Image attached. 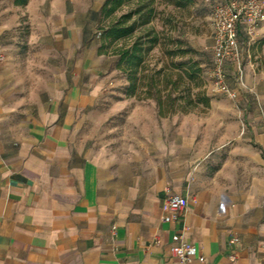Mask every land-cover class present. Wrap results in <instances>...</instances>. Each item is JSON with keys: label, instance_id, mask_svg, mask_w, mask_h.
I'll return each mask as SVG.
<instances>
[{"label": "crops", "instance_id": "0c3cea01", "mask_svg": "<svg viewBox=\"0 0 264 264\" xmlns=\"http://www.w3.org/2000/svg\"><path fill=\"white\" fill-rule=\"evenodd\" d=\"M103 2L0 0V264H182L175 234L203 254L190 264H264V113L219 162L196 142L197 161L166 151L146 169L80 139L111 59ZM165 188L187 195L169 221Z\"/></svg>", "mask_w": 264, "mask_h": 264}, {"label": "rangeland", "instance_id": "374dc122", "mask_svg": "<svg viewBox=\"0 0 264 264\" xmlns=\"http://www.w3.org/2000/svg\"><path fill=\"white\" fill-rule=\"evenodd\" d=\"M224 1L153 0L155 13L150 25L161 37L180 38L182 47L188 44L196 51L171 54L173 44L161 40L147 56L148 67L138 73L141 81L135 95L127 91V75L118 63V56L109 51V67L101 76L96 100L87 108L79 132L87 146L114 160L136 158L147 169L151 161L166 158V151L180 157L188 153L197 161L192 152L196 142L201 143L198 150L204 158L221 148V153H216L218 162L226 155V147L249 142L246 134H241V128L249 126L248 114L264 113V24L257 27L253 38L242 35L238 40L241 74L236 60L224 62V81L237 92L236 98H231L218 90L213 74L212 10ZM126 9V5L122 6L114 16ZM20 18L16 32L27 34V23L22 22L26 16ZM194 61L201 68L199 78L195 81L180 78L184 67ZM150 75L156 81L155 88L150 89L152 94L157 89L163 100L168 94L180 98V105L172 111L166 105L163 116L158 115L153 95L147 96ZM189 89L194 96H205L207 102L182 107V96ZM185 146L191 150L182 151ZM214 169L211 165L208 173Z\"/></svg>", "mask_w": 264, "mask_h": 264}, {"label": "trees", "instance_id": "16d2710c", "mask_svg": "<svg viewBox=\"0 0 264 264\" xmlns=\"http://www.w3.org/2000/svg\"><path fill=\"white\" fill-rule=\"evenodd\" d=\"M28 0H15V3L24 6ZM126 5L127 9L114 16L117 11H120L122 6ZM155 13L153 0H104L99 14L104 22L102 43L99 49L103 52H111L118 56V63L121 65L123 71L127 75L128 86L127 91L131 95H135L140 84L141 77L138 73L144 68L148 67L147 56L151 49L163 43H172L173 46L169 50L171 54L183 53L186 51H196L188 44L182 47L183 40L180 38H173L171 36L161 37L153 26L150 25ZM107 20V21H106ZM139 29V30H138ZM143 29V30H142ZM139 31L138 33L136 31ZM246 33L244 28H239L238 40ZM200 66L196 61L190 62L179 74V77L187 78L189 81H195L200 76ZM176 83V82H175ZM148 92L147 96H152L155 99L157 112L159 116L165 115V107L172 111L173 108L179 106V97L168 94L164 100L157 93L152 94L150 89L155 88L156 81L152 75L147 79ZM201 94L192 93L191 89L182 96L183 104L192 106L197 102H207L205 96ZM182 99V98H181ZM189 106V107H190ZM189 110V109H188Z\"/></svg>", "mask_w": 264, "mask_h": 264}, {"label": "built area", "instance_id": "2783aa9c", "mask_svg": "<svg viewBox=\"0 0 264 264\" xmlns=\"http://www.w3.org/2000/svg\"><path fill=\"white\" fill-rule=\"evenodd\" d=\"M212 56L213 71L216 77L218 90L225 92L231 98H236L237 92L227 86L224 81V62L226 60H236V67L241 74L242 69L239 62L238 31L243 27L248 38H253L257 32V27L264 24V0H225L218 3L212 10ZM163 198L164 205L169 214L163 219L169 221L182 211L187 205V195L171 192L165 188ZM175 243L170 247L174 256L182 264H190L193 257H197L200 262H204L195 244L181 240V234L173 235ZM232 242L237 241L234 237ZM234 259V256H231ZM232 264L235 261L232 260Z\"/></svg>", "mask_w": 264, "mask_h": 264}]
</instances>
